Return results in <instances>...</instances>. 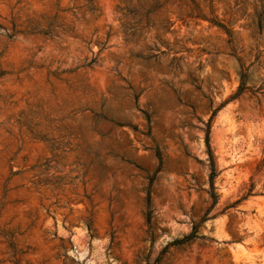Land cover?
Instances as JSON below:
<instances>
[{"label": "rangeland", "instance_id": "1", "mask_svg": "<svg viewBox=\"0 0 264 264\" xmlns=\"http://www.w3.org/2000/svg\"><path fill=\"white\" fill-rule=\"evenodd\" d=\"M0 264H264V0H0Z\"/></svg>", "mask_w": 264, "mask_h": 264}]
</instances>
